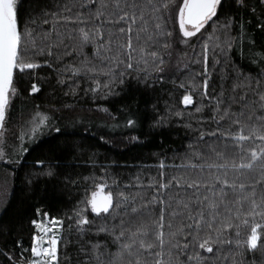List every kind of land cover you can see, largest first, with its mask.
I'll return each instance as SVG.
<instances>
[{"label": "trees", "instance_id": "16d2710c", "mask_svg": "<svg viewBox=\"0 0 264 264\" xmlns=\"http://www.w3.org/2000/svg\"><path fill=\"white\" fill-rule=\"evenodd\" d=\"M246 7L242 10L243 18L250 20L251 24L246 25L249 32L253 33L257 47L251 52L264 51L261 48V33L255 29V24L259 19H264V2L262 0H245ZM67 6L72 9V13L81 11L78 0H19V17L21 26L35 29L39 32L37 25L44 18L45 12H59ZM255 9V13L251 9ZM109 9L111 2L109 0ZM85 13L87 8L83 9ZM225 15L235 16L236 6L233 0H228L224 6ZM66 14V13H65ZM219 15V14H218ZM35 19L36 25L31 21ZM215 20V18H214ZM225 22V16L220 17V23ZM172 25V36L169 43L172 45L171 58L165 57L166 72L164 80L155 79V73L146 77L144 72L132 73L120 83L116 79L112 85L111 94L108 91L100 90L96 93L89 91L94 87V83L86 76H73L71 72H58L64 65L74 64L81 67L80 61L84 55H77L79 52V34L73 32L72 38H68V29L77 27L74 24H63L58 27L63 32L64 43L76 52L70 56H64L62 60L52 58V65L43 64L42 61L49 57H35L41 61V66L34 70H25L23 73L17 72L14 78V87L17 92L12 97L9 109V118L6 123V142L8 145L18 144L16 139L20 131H27L28 122L33 118L37 111L48 113L55 118L56 126L66 129L68 132L78 133L71 136H57L54 132H45L37 141L28 143L30 149L24 153L22 158L14 154L0 163L12 175L11 181H0V264H17V262L32 259L30 248L32 239L36 234V227L31 223L34 219H40L41 213H37L39 208L47 211L50 216L63 219V227L60 229L59 244V264H100L94 258L92 250L93 244H99L98 251L101 253L100 260L104 264H111L112 257L119 250L111 235L98 231L106 221L92 213L90 207L85 208L82 201L86 198L85 191L90 195L95 190V185L101 182V177L111 186L112 191L122 190L126 193L136 195L138 193L137 205L145 201H152L154 190L147 187L148 184L167 183L175 177L181 184L193 181L209 184L214 182L216 175L223 176V171L209 169V164H228L240 163L243 153L236 147H225V144H232L231 140L224 141L220 138H211L205 135L204 139L193 144L194 138L199 131L210 133L217 128L213 117L214 104L210 103L209 97H218L223 92L225 103L228 98L235 95L237 100L243 94L242 89H237L233 93V84L247 83V77H252V88L256 87L255 81L259 79L264 86V64L258 63L257 58L250 53L247 42L241 50L238 42L233 43L231 50L225 48L221 51L216 47L217 43L223 42L224 33L222 31L213 32L212 21L201 30L196 37L187 38L184 43L178 31V24L173 20L168 21ZM122 25H103L105 38L110 30L115 33L117 28ZM89 29H94L96 25H89ZM44 29L49 25H43ZM219 35L220 41L215 37ZM231 35L236 37L238 29L235 23L231 28ZM55 39V36H53ZM114 49L120 43L126 42V37L114 35L112 37ZM182 41V42H181ZM208 44L207 72L203 63L204 43ZM134 46L144 47L146 50H153L147 42L146 34H141L140 41L134 40ZM63 51V46H61ZM83 53L93 64L99 61L93 57V46L88 45L83 49ZM31 54L25 57L26 61H32ZM143 67V65H141ZM154 65L149 63L148 71L151 72ZM71 77V79H70ZM101 85L106 83V78L98 77ZM63 79L64 83L59 81ZM207 79V96H202L203 81ZM147 81V82H145ZM75 82V83H74ZM39 85L40 91L31 93V85ZM184 87L181 88L180 85ZM191 92L194 97V104L185 106L183 96ZM248 99L257 100L258 98L252 91H248ZM202 107L201 112H196L197 107ZM39 106V107H37ZM239 104L232 105V111H239ZM104 108L108 112L103 111ZM181 112V116L176 113ZM257 115H264V111L256 110ZM159 117H165V122L158 127H153L154 122ZM131 118L137 121L136 126L129 127L127 120ZM245 125L259 122L248 119L245 113L240 117ZM191 125V127H188ZM220 127L223 131L231 133L238 132V126L221 122ZM87 128L88 131H83ZM196 129L197 131H194ZM247 135V130L245 131ZM103 137V139H101ZM139 137V139H131ZM107 141V142H106ZM189 145H193L190 149ZM212 145L215 152L208 148ZM258 147L260 141L255 144L245 141L244 147ZM6 152H11L10 147L5 148ZM194 152H199L204 157L203 161L196 158ZM216 153H222L217 156ZM11 160H18L11 163ZM36 161H44V166H40ZM204 163L203 171L200 169L178 168L171 165L187 163ZM161 163L165 165L160 168ZM49 168L54 172L52 176L43 175ZM161 172L164 173L161 176ZM258 175L257 172L245 170L240 175L236 170L229 167L227 178L231 181L239 176L237 182L249 183L250 180ZM139 177V183L144 185L140 188H126L125 185L135 183L134 177ZM88 178V179H85ZM118 181V185H113V181ZM109 190L106 188V191ZM203 191V189H202ZM258 195L261 189H257ZM190 191L176 186L173 181L170 189L162 190L160 196L155 197L165 200L170 199L171 207L168 211L176 208V201L187 199L191 196ZM209 199L212 194L208 193ZM236 193L229 192L227 202L232 208L231 213L221 210L219 224L240 223L244 218L243 214L248 209L247 203L243 209H239L241 215H235L237 205L235 204ZM153 214L151 220L159 216L160 206L152 205ZM206 210V209H205ZM83 211L88 215L91 225L83 226V232L78 229L76 224V212ZM139 219L149 221V216L143 211L137 214ZM172 221V227H165V239L168 240L170 231L177 232L182 224L189 223L185 217H171L166 213V221ZM258 222L264 223L257 217ZM139 220H137V225ZM136 225H133V230ZM154 227V226H152ZM249 229L241 226L239 236L235 230H228V234L233 241L239 238L241 241L247 239ZM215 232L212 233L215 238ZM208 232L201 231L199 239H205ZM149 241L154 237L149 236ZM183 242L181 237H177L175 242ZM19 242V243H18ZM219 249V250H217ZM135 251V247L133 249ZM199 252L202 256L211 257L208 264H264V247L258 250H249L246 246H236L224 244L214 245L213 253H208L206 249L198 246L191 252H186L179 256V264H196V261H188L187 255H194ZM168 248L165 247V259ZM22 254V255H21ZM177 253L173 251L175 257ZM142 264H154V257L146 251H140ZM136 257L130 256L127 252L118 261V264H128L129 260L135 262Z\"/></svg>", "mask_w": 264, "mask_h": 264}, {"label": "snow or ice", "instance_id": "6c2138e0", "mask_svg": "<svg viewBox=\"0 0 264 264\" xmlns=\"http://www.w3.org/2000/svg\"><path fill=\"white\" fill-rule=\"evenodd\" d=\"M111 10L109 9V0H78V6L81 11L72 13V9L67 6L63 7L59 12H45L44 18L40 21L37 27L40 31L29 29L21 26L19 17V0H0V160H5L11 155L17 157L28 153L30 149L26 146L28 143L37 141L38 137H42L44 133L54 132L57 136H71L78 133L68 132L56 126L55 118L48 113L37 111L33 118L28 122V129L20 131L16 138L18 144L8 145L6 142V123L9 118V109L12 97L16 95L14 87V78L17 74L25 72V70H34L41 66V61L35 57H49L42 61L43 64L52 65V58L59 61L64 56L73 55L76 49L71 48L64 43L63 32L58 27L63 24H74L77 27L68 29V38H72V33H78L80 38L79 52L77 55H84V59L80 61L81 67H76L74 64L64 65L58 69V72H71L73 76L79 77L81 74L88 77L94 87L89 91L96 93L100 90H107L109 94L112 92V85L116 79L123 83V79L132 73L139 74L144 72L146 77L155 73V79L164 80L166 72L165 65L167 63L165 57L171 58L172 45L169 43V38L172 36L171 27L168 21L173 20L178 24V31L182 33L184 38L196 37L201 30L205 29L206 25L212 21L213 32L222 31L224 39L222 44L217 43L216 47L223 52L225 48L231 50L233 43L238 42V47L243 49L245 42L249 45V50L252 55L257 58V62L264 64V51L251 52V49L257 47L253 33L249 32L246 25L251 24L250 20L243 18L242 10L246 7L245 0H233L236 6L235 16L225 15L224 6L228 0H110ZM264 2V0H262ZM87 8L85 13L82 11ZM255 13V9H251ZM66 13V14H65ZM219 14V15H218ZM225 16V22L220 23V17ZM215 18V20H214ZM36 25V20L31 21ZM233 23L236 24L238 35H231ZM49 25V28L44 29L43 25ZM122 25L113 33L110 30L105 38V29L103 25ZM89 25H96L94 29H89ZM255 29L261 33V48L264 49V19H259L255 24ZM146 34L147 42H149L153 50L148 51L144 47H135L134 40L138 43L141 34ZM114 35H122L126 37L125 43H120L114 49ZM55 36V39H53ZM220 41V36L215 37ZM187 43V40L183 41ZM93 46V57L99 61V64H93L83 53V49L88 46ZM63 46V51H61ZM203 63L205 72H207L208 60V44L205 42L202 45ZM31 54L34 58L32 61H26L25 57ZM154 65L151 72L148 71L149 63ZM143 65V67H141ZM106 78V83L101 85L98 77ZM71 79V77H70ZM247 83L233 84V93L239 88L243 90V94L237 100L235 95L228 98L225 103L223 92L218 97H209L210 103L214 104L213 119L216 121L217 128L215 131L205 133L199 131L194 138L193 144L204 139L205 135L211 138H220L224 141L231 140L232 144H225V147H236L238 151L243 153L240 163L228 164H209V169L223 171V176L216 175L214 182L209 184L207 181H193L191 183L181 184L179 180L172 177L167 183L148 184L147 187L154 190V198L152 201H145L137 205L138 193L133 195L122 190L112 191L111 186L101 177V182L95 185V190L91 191L90 195L85 191V199L82 201L85 208L90 207L92 213L97 217L105 219L106 223L99 227L98 231L105 232L111 235L113 242L118 245L119 250L112 257L111 264H118V261L127 252L130 256H135V262L128 261V264H142L140 251H146L154 257V264H179V256L186 252H191L197 246L200 249H206L208 253H213V246H221L224 244L236 246H246L249 250H258L264 247V223L258 222L264 220V115H257L256 110L264 111V86L261 81H255L256 87L252 88V77H247ZM60 83H64L61 79ZM147 82V81H145ZM75 83V82H74ZM184 87L183 84L180 85ZM208 81H203L202 96H207ZM252 91L258 98L257 100L248 99V91ZM31 93L40 91L39 85L33 83L30 88ZM183 104L185 106L194 104V97L191 92H187L183 96ZM239 104V111H232V105ZM39 107V106H37ZM203 105L195 109L196 112L202 111ZM103 111L108 112L107 108ZM245 113L248 114L249 120L259 122L251 125H245L241 122L240 117ZM181 116V112L176 113ZM165 122V117H159L153 124V127H158ZM221 122L238 126V132L231 133L223 131L220 127ZM129 127H135L137 121L129 118L127 120ZM191 127V125H188ZM197 131L196 129H193ZM247 130V135L245 131ZM83 131H88L84 128ZM103 139V137H101ZM131 139H139L132 137ZM255 144L260 141L258 147H244V142ZM107 142V141H106ZM10 147L11 152H6L5 148ZM192 149L193 145H189ZM208 148L215 152L212 145ZM197 159L203 161L204 157L199 152H194ZM217 156H222V153H216ZM18 160H11V163H17ZM40 166H44V161H36ZM178 168H190L204 170V163H187L179 165H171ZM165 165L161 163L160 168ZM231 167L240 175H243L245 170L249 172L255 171L258 175L250 180L249 183L237 182L239 176L234 180L227 178V169ZM43 175L52 176L53 170L49 168ZM164 173L161 172V176ZM88 179V178H85ZM135 183L125 185L126 188H140L144 185L139 183V177L133 178ZM173 181L177 187L184 189L186 192L192 193L186 200L179 199L176 201V208L168 211L171 207L170 199L165 200L160 196L162 190L170 189ZM113 185H118V181H113ZM109 189L105 191V189ZM261 189L258 195L257 189ZM203 189V191H202ZM236 193L235 204L238 206L235 215L239 218L241 213L239 209H243L245 203L249 206L244 212V218L240 223H224L219 227L221 210L227 213L232 212V208L227 202L229 192ZM212 194V199H209L208 193ZM152 205H159V216L155 220H151L153 214ZM206 209V210H205ZM144 212L149 216V221L139 219L138 215ZM37 213H41L43 219H34L31 223L36 227V234L32 239L30 252L32 259L21 260L17 264H59V231L63 227V219L50 216L47 211L39 208ZM167 215L175 217H185L189 223L182 224L177 232L170 231L169 239H165V227H172V221H166ZM76 224L78 229L83 232V226L91 225L93 221L89 220L88 215L83 214V211L76 212ZM137 220L139 223L137 225ZM46 221V222H45ZM133 225H136L133 230ZM154 226V227H152ZM241 226L249 229L247 239L241 241L239 238L233 239L228 234V230H235L236 236H239ZM207 231L208 236L205 239H199L201 231ZM215 232V238L212 233ZM153 236L154 240L149 241L147 238ZM181 237L183 242H175L177 237ZM19 243V242H18ZM167 246L168 259H165V247ZM100 245L93 244L92 250L94 258L100 261L101 253L98 251ZM135 247V251H133ZM219 250V249H217ZM173 251L177 255L173 256ZM22 255V254H21ZM211 257L202 256L198 251L194 255H187L188 261H196V264H208Z\"/></svg>", "mask_w": 264, "mask_h": 264}, {"label": "rangeland", "instance_id": "374dc122", "mask_svg": "<svg viewBox=\"0 0 264 264\" xmlns=\"http://www.w3.org/2000/svg\"><path fill=\"white\" fill-rule=\"evenodd\" d=\"M180 34H181L180 35L181 39H183V40L187 39V38H184L182 36V33H180ZM11 177H12L11 173L6 168H4V166L0 163V181L2 180V181L9 182V181H11ZM105 191H106V189H105ZM40 219H43V217H41ZM59 233H60V231H59Z\"/></svg>", "mask_w": 264, "mask_h": 264}]
</instances>
